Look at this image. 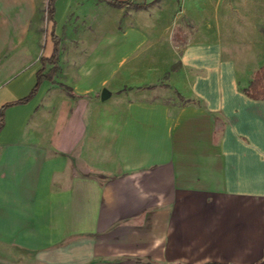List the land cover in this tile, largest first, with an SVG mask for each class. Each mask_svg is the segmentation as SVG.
Instances as JSON below:
<instances>
[{"label":"crops","instance_id":"1","mask_svg":"<svg viewBox=\"0 0 264 264\" xmlns=\"http://www.w3.org/2000/svg\"><path fill=\"white\" fill-rule=\"evenodd\" d=\"M47 1L0 0V264H264V0H56L17 103Z\"/></svg>","mask_w":264,"mask_h":264},{"label":"trees","instance_id":"2","mask_svg":"<svg viewBox=\"0 0 264 264\" xmlns=\"http://www.w3.org/2000/svg\"><path fill=\"white\" fill-rule=\"evenodd\" d=\"M56 0H48L46 5V21L51 24L50 35L54 41V51L50 58L41 59L42 68H45L46 65H50V69L48 73H42V70L37 74V82L33 90L29 93L27 97L21 99L17 103L27 102L35 93L38 85L42 80L46 78H51V76L55 75L58 71V63H59V48L58 43L59 39L54 34L55 21H54V3ZM102 2H106L109 5L115 7H131L134 9L144 8L146 4L144 2L134 3L129 1H121V0H100ZM245 93L247 96L253 99H264V66L260 67L252 76L251 81L248 84V87L245 89ZM13 104V103H11ZM5 105L0 111V129L3 125V111L4 108L11 105Z\"/></svg>","mask_w":264,"mask_h":264},{"label":"rangeland","instance_id":"3","mask_svg":"<svg viewBox=\"0 0 264 264\" xmlns=\"http://www.w3.org/2000/svg\"><path fill=\"white\" fill-rule=\"evenodd\" d=\"M100 7V6H99ZM98 6H97V8L96 9H92V11L91 12H89L88 13V18L86 19V18H84V17H81V16H77L80 20H83V22L82 23H78V24H76L75 23V28H74V30H75V34H76V36H79V33L80 32H85V31H87V30H90L89 28H83V27H80L81 26V24L83 25L84 23H91V22H93L94 20H95V17H96V15H98V13H95L97 10H101L102 12H103V8H104V6H101L100 8H99ZM112 9H114L113 7H110L109 9H108V11L105 13V12H103V13H105V14H108L109 15V17H111V19L112 18H115V15H111V11H113ZM177 13V11L175 10V12H173V16L175 15ZM75 14H77V12L75 13V12H72L71 13V16L70 17H68V16H66L65 17V19H67L66 21V24H65V26H64V28H63V34L65 35V36H68L69 34V31H71L72 29L71 28H68V26H69V23H68V21H69V18L70 19H72L73 18V16L75 15ZM78 15V14H77ZM79 15H81V13L79 14ZM83 15V14H82ZM90 17V18H89ZM77 19V18H76ZM84 19H86V21L87 22H84L85 20ZM68 23V24H67ZM188 24H189V22H188ZM72 26H73V24H71ZM89 27V26H88ZM111 29V27H109L108 28V30H110Z\"/></svg>","mask_w":264,"mask_h":264},{"label":"water","instance_id":"4","mask_svg":"<svg viewBox=\"0 0 264 264\" xmlns=\"http://www.w3.org/2000/svg\"><path fill=\"white\" fill-rule=\"evenodd\" d=\"M101 96H102V97L105 96L104 92H102ZM106 96H107V95H106Z\"/></svg>","mask_w":264,"mask_h":264}]
</instances>
